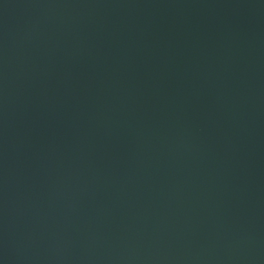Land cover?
Segmentation results:
<instances>
[{
  "label": "water",
  "instance_id": "water-1",
  "mask_svg": "<svg viewBox=\"0 0 264 264\" xmlns=\"http://www.w3.org/2000/svg\"><path fill=\"white\" fill-rule=\"evenodd\" d=\"M0 264H264V0H0Z\"/></svg>",
  "mask_w": 264,
  "mask_h": 264
}]
</instances>
